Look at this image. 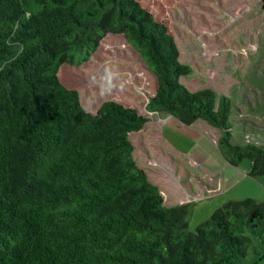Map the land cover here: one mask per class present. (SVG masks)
<instances>
[{"label": "trees", "instance_id": "obj_1", "mask_svg": "<svg viewBox=\"0 0 264 264\" xmlns=\"http://www.w3.org/2000/svg\"><path fill=\"white\" fill-rule=\"evenodd\" d=\"M184 1L0 0V264H243L253 238L264 244V201L253 198L189 228L183 201L223 194L225 173L192 166L157 115L207 122L250 177L264 179V148L233 142L230 97L183 84L194 71L170 10ZM209 1L191 17L196 32L211 29V13L264 17V0ZM231 31L219 24L205 38L221 45ZM109 36L127 42L154 91L122 75L113 98L88 111L80 75ZM240 122L256 128L243 130L248 139L264 129Z\"/></svg>", "mask_w": 264, "mask_h": 264}, {"label": "rangeland", "instance_id": "obj_2", "mask_svg": "<svg viewBox=\"0 0 264 264\" xmlns=\"http://www.w3.org/2000/svg\"><path fill=\"white\" fill-rule=\"evenodd\" d=\"M209 2V0H185L170 10L172 30L181 51L182 61L190 65L194 71L190 77L183 78V84L191 91L212 88L218 96L230 97L233 108L232 123L237 124L234 126L233 142L242 144L249 141L264 148V129L259 133L255 132L254 136L248 139L243 130L247 128L253 132L256 128L245 126L241 122L237 123L240 117L264 126V17L245 22L246 8H238L239 10L228 13H225L226 10L219 14L214 13L213 16L211 13L209 18V21L213 22V26L210 23L211 29L206 27L204 31L196 32L194 29L196 24L192 23L191 17L199 12L200 4ZM217 24L230 27L231 35L223 37L221 45L211 46V42H208L205 36L209 34L215 37L218 34L215 33ZM212 30L214 33L210 32ZM101 50L102 53L99 55L102 58L96 56L83 67L84 75H80L82 103L88 111H96L103 102L113 98L116 80L122 75L128 76L127 82L137 90L140 87V79H143L142 88L148 92L154 91L153 77L143 69L134 51L123 38L109 36L103 42ZM106 69L111 70V76ZM130 70L132 72H129ZM162 116L164 115L161 114ZM157 118L160 120L159 115ZM171 122L174 130L172 131L167 125L164 130L168 137L176 141L185 151L192 152L191 160L189 159L192 166L202 165L212 172H225L224 169L228 172L232 170L244 172L248 166V162L238 167L232 166L220 149L212 145L198 131L177 124L174 119H171ZM177 125L180 126L179 129L174 127ZM137 160L146 161L139 154ZM150 164L156 163L150 162ZM247 188L253 189L252 185L245 187V190ZM230 190L236 193L239 189ZM230 194V191H227L208 198L184 200L185 204H190L188 214L190 230L196 232L202 223L211 219L221 208L223 201L229 199ZM253 239L254 244L244 258L243 264H264V244L258 238Z\"/></svg>", "mask_w": 264, "mask_h": 264}, {"label": "crops", "instance_id": "obj_3", "mask_svg": "<svg viewBox=\"0 0 264 264\" xmlns=\"http://www.w3.org/2000/svg\"><path fill=\"white\" fill-rule=\"evenodd\" d=\"M164 116L161 117L160 116V120H158L157 118V124L163 128L164 134L166 136V138L180 151L185 152L189 159L191 160V155L192 152L190 151H185L182 147H180V145L174 141L173 139H171L170 137H168V135L166 134V131L164 130V127L167 125L169 128L172 129V131L174 130L173 125H171V119H174L177 124H181L175 117L169 115V114H162ZM182 125V124H181ZM185 126V125H184ZM176 128H180L179 125L174 126ZM189 128L198 131L204 138H206L212 145H215L218 148L217 145V140L220 136V132H218L217 130H215L214 128H212L207 122L204 121H199L198 123H196L193 126H188ZM230 164V163H229ZM202 166V165H200ZM236 167V166H234ZM225 170V191L224 193H226L227 191H230V197L229 199H225V201H223L221 207L229 202V201H233V200H243L245 198H254L258 201H264V180L262 178H254V177H250L247 174V169L245 168L244 172L243 171H237V170H232V172H228ZM241 184V185H240ZM250 185H252L253 189H249L247 188V190H245V187H249ZM229 186V187H228ZM239 189L238 192L236 193H232V191L230 189ZM253 194V195H252ZM245 196V197H243ZM255 196V197H253ZM227 198V196H226ZM188 200L187 198L185 199V201ZM184 203V201H183Z\"/></svg>", "mask_w": 264, "mask_h": 264}, {"label": "clouds", "instance_id": "obj_4", "mask_svg": "<svg viewBox=\"0 0 264 264\" xmlns=\"http://www.w3.org/2000/svg\"><path fill=\"white\" fill-rule=\"evenodd\" d=\"M106 72H108V75L111 76L112 73H111V70L110 69H106Z\"/></svg>", "mask_w": 264, "mask_h": 264}]
</instances>
